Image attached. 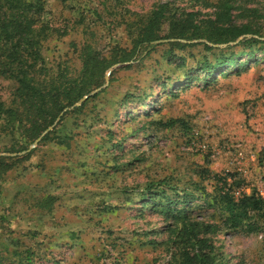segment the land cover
I'll list each match as a JSON object with an SVG mask.
<instances>
[{
    "label": "rangeland",
    "instance_id": "1",
    "mask_svg": "<svg viewBox=\"0 0 264 264\" xmlns=\"http://www.w3.org/2000/svg\"><path fill=\"white\" fill-rule=\"evenodd\" d=\"M166 1L201 14L218 2L48 0L44 17L59 31L42 44L46 81L80 70L84 42L107 57L129 51L147 15ZM235 5L257 10H234L233 20L249 24L259 41L224 49L233 64H220L221 51L201 40L157 41L112 65L86 105L66 114L50 140L30 146L29 158L0 182V264H175L182 245L173 230L182 220L160 211L169 201L174 215L182 207L192 219L219 223L208 205L227 174L242 183L233 194L264 196V0ZM13 91L0 78V99L10 104ZM10 143L1 132L0 149ZM155 190L167 200L150 198ZM209 237L222 264H264V225Z\"/></svg>",
    "mask_w": 264,
    "mask_h": 264
},
{
    "label": "trees",
    "instance_id": "2",
    "mask_svg": "<svg viewBox=\"0 0 264 264\" xmlns=\"http://www.w3.org/2000/svg\"><path fill=\"white\" fill-rule=\"evenodd\" d=\"M47 1L0 0V78L14 85L11 103L0 99V133L12 138V143L0 149L11 154L0 155V182L7 172L29 158L33 151L30 146L38 138L40 142L50 140L55 126L66 114L77 113L86 105V100L79 101L87 95L89 98L91 91L104 84L106 71L112 65L132 60L136 55L149 51L160 40L181 45L185 44L180 40H201L196 44H202L208 50L219 49L221 58H224L220 64L231 65L234 57L232 54L227 56L224 49L259 41L254 37L258 33L249 24L234 22V10H240L239 16L257 11L236 6L238 0H218L210 14L186 11L166 1L147 15L132 37L129 51L107 57L95 45L84 42L79 50L80 70L71 76L60 74L54 83H48L45 79L48 68L41 57V48L59 28L44 17ZM163 25H166V31L162 35ZM65 33L64 29L60 34ZM232 42L236 43L230 45ZM218 45L226 46L220 48ZM208 66L209 63L204 61L199 69L205 70ZM219 67L221 65L213 67L207 76ZM166 125H172V121ZM49 127L52 129L48 130ZM227 178L231 183H227ZM221 180L223 189L208 205L218 212L212 213V217L218 215L219 223L192 219L184 214L182 207L174 215L170 201L163 210L161 202L154 203V208H160L166 217L182 220L181 228L173 230L175 242L182 245L175 254V264H222L209 235L220 229L251 234L264 225V197L256 191L233 194V189L242 186L233 174H227ZM149 197L167 200L164 191L155 190Z\"/></svg>",
    "mask_w": 264,
    "mask_h": 264
},
{
    "label": "water",
    "instance_id": "3",
    "mask_svg": "<svg viewBox=\"0 0 264 264\" xmlns=\"http://www.w3.org/2000/svg\"><path fill=\"white\" fill-rule=\"evenodd\" d=\"M87 98V96H84L80 101L79 103H81L82 101H84L85 99ZM78 103V104H79ZM40 140V138H38L35 142L37 143L38 141ZM35 144H33L31 147H33Z\"/></svg>",
    "mask_w": 264,
    "mask_h": 264
},
{
    "label": "built area",
    "instance_id": "4",
    "mask_svg": "<svg viewBox=\"0 0 264 264\" xmlns=\"http://www.w3.org/2000/svg\"><path fill=\"white\" fill-rule=\"evenodd\" d=\"M263 196V195H262ZM264 197V196H263Z\"/></svg>",
    "mask_w": 264,
    "mask_h": 264
}]
</instances>
